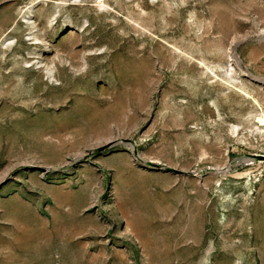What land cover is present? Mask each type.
Returning a JSON list of instances; mask_svg holds the SVG:
<instances>
[{
	"label": "rangeland",
	"instance_id": "rangeland-1",
	"mask_svg": "<svg viewBox=\"0 0 264 264\" xmlns=\"http://www.w3.org/2000/svg\"><path fill=\"white\" fill-rule=\"evenodd\" d=\"M258 118L264 0H0V264H264Z\"/></svg>",
	"mask_w": 264,
	"mask_h": 264
},
{
	"label": "bare ground",
	"instance_id": "bare-ground-1",
	"mask_svg": "<svg viewBox=\"0 0 264 264\" xmlns=\"http://www.w3.org/2000/svg\"><path fill=\"white\" fill-rule=\"evenodd\" d=\"M237 59V58H236ZM236 63H238V62H236ZM258 123H260L261 125H263L264 124V120H263V118H258Z\"/></svg>",
	"mask_w": 264,
	"mask_h": 264
}]
</instances>
